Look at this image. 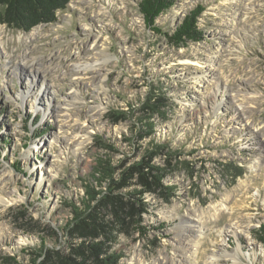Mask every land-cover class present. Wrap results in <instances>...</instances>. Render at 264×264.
Here are the masks:
<instances>
[{
  "label": "rangeland",
  "instance_id": "374dc122",
  "mask_svg": "<svg viewBox=\"0 0 264 264\" xmlns=\"http://www.w3.org/2000/svg\"><path fill=\"white\" fill-rule=\"evenodd\" d=\"M139 1L0 23V264H264V0Z\"/></svg>",
  "mask_w": 264,
  "mask_h": 264
},
{
  "label": "trees",
  "instance_id": "16d2710c",
  "mask_svg": "<svg viewBox=\"0 0 264 264\" xmlns=\"http://www.w3.org/2000/svg\"><path fill=\"white\" fill-rule=\"evenodd\" d=\"M70 0H0V23L21 31H29L38 24H48L56 21V12L67 8ZM173 0H140L138 5L143 16L145 27L152 32L162 33L157 26L156 18L163 11H166ZM201 7L197 6L187 12L178 26L169 34L174 44L180 42L196 41L201 36L200 30L196 28L195 16L200 12ZM164 33V32H163ZM159 99V98H158ZM147 108H157L156 101H148ZM158 109V108H157ZM151 124V123H149ZM264 236V226L261 228ZM261 236V237H262Z\"/></svg>",
  "mask_w": 264,
  "mask_h": 264
},
{
  "label": "bare ground",
  "instance_id": "6f19581e",
  "mask_svg": "<svg viewBox=\"0 0 264 264\" xmlns=\"http://www.w3.org/2000/svg\"><path fill=\"white\" fill-rule=\"evenodd\" d=\"M1 27H2V26L0 25V29H1ZM2 28H3V27H2ZM1 33H2V32H1V30H0V43H2ZM85 68H86V67H84L83 69L85 70ZM83 69H80V71L83 70ZM188 222H189V221H188ZM191 222L193 223V219L191 220ZM194 222H195V221H194ZM188 226H189V227H185L186 229H184V230H187L186 232H187V233H190L191 230H192V228H193V227H196L197 225L194 223V224H189ZM197 227H198V226H197ZM184 242L186 243V245H185L186 247H188V246L190 247V245H191V246H192V245H196V246H197V240H196V239H192V240H188V241H184ZM194 249H195V250H194V253L197 254V252H196V251H197V250H196L197 248L195 247ZM212 262H213V261H211L209 264H215L214 262H213V263H212Z\"/></svg>",
  "mask_w": 264,
  "mask_h": 264
}]
</instances>
